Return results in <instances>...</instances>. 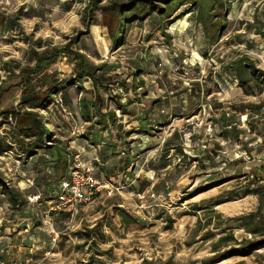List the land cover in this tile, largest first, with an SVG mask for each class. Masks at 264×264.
<instances>
[{"label": "rangeland", "instance_id": "rangeland-1", "mask_svg": "<svg viewBox=\"0 0 264 264\" xmlns=\"http://www.w3.org/2000/svg\"><path fill=\"white\" fill-rule=\"evenodd\" d=\"M66 1L70 0H0L2 19L18 22L11 32L0 28V262L5 255L4 264H264V246L247 256L233 252L264 242V39L247 25L258 16L264 18V0H228V23L217 44L205 40L195 14L176 21L155 13L124 23L117 45L115 25H98L100 14L97 25L88 26L86 7L91 0H74L70 9ZM112 1L129 0H104L101 5ZM79 35L71 49L83 53L93 68L103 69L97 75H102L107 89L101 90L98 110H109L110 97L117 93L125 97L119 83L130 77L135 61H140L153 90L192 89L202 83L205 91L214 92L201 109L188 106L177 111L170 125L156 132L161 138L157 151L174 129L185 134L189 151L193 144H186V136L193 135L196 123H208L198 126L210 129L208 136L193 140L212 152L204 157L207 167L166 151L171 166L155 187L153 173H115L103 150L98 164L88 143L94 127L82 119L77 104L76 85L89 84L76 78L79 60L74 55L61 53L48 71L61 87L51 103L29 100L30 87L21 84L19 74L35 67L34 53L64 49ZM243 55L253 70L231 74V62ZM32 78L36 88H46L44 71ZM83 97L89 98L86 92ZM27 110L36 119L27 124L30 131L22 130L20 123ZM117 115L127 131L138 127L136 119ZM210 119L227 125L230 134L225 140L221 135L218 139ZM133 139L118 143L119 154L137 150ZM58 148L68 158L67 173L44 163ZM30 150L36 154L30 157ZM79 163L94 168L99 190L91 202L73 211L59 210L56 202L46 199V180L58 191L63 172L69 177ZM41 192L42 200L34 197ZM31 215L47 229L36 230L44 233L45 245L31 230L25 231L27 224L33 225ZM25 243L36 247L25 253ZM227 253L234 254L221 260Z\"/></svg>", "mask_w": 264, "mask_h": 264}, {"label": "crops", "instance_id": "crops-1", "mask_svg": "<svg viewBox=\"0 0 264 264\" xmlns=\"http://www.w3.org/2000/svg\"><path fill=\"white\" fill-rule=\"evenodd\" d=\"M135 62L141 64L140 61H135ZM230 73L234 74V72H230ZM145 74L146 72H144V74L141 76L134 75V71H133L130 77L127 79V81L130 87L132 86L133 83H135L138 85V88H130L128 91L124 89V92L126 93L125 97L119 93L115 94L114 97L113 96L110 97L111 100H110L109 110H115L116 114L117 112H121L118 108H116V101L121 100L123 104H125L128 101V99L133 101L132 104L127 107V109L129 112L135 113V115L131 116L130 114H128V116H130L132 120H135V119L137 120L136 122L138 123V127H134L132 130L127 131L125 129V127L121 123L122 121L118 119V115L116 117V120L113 121V123L109 122V119L107 118L108 127L100 131V133H102L103 135L102 141L100 144H94L97 142V137H98L97 132H99V127H100L99 125H97V123L102 117V115L103 114L105 115L108 110L105 111L104 110L105 108H102L101 110L97 109L96 105L99 99L97 98V95L94 93V85L90 79L85 78L82 81L83 82L82 84L88 83L89 87H84L85 90L80 92V97L77 100V104H78L79 113L82 119L85 120L82 116V114H84L87 117L85 121L90 123L92 127H94V129L92 130L91 137H90L91 139L93 138V141L89 139L88 143L90 145L89 146L90 150H92L93 151L92 153L95 155L94 159L98 162V164H100L101 162L99 151L103 150L105 153L108 154V157H109L108 162H110L111 165L113 166L112 168L115 173L118 174L120 172H124V173L130 172L132 173V176L135 175V173H139V172L140 173L143 172L146 174L153 173L154 180H155V176L157 177L158 180H160L158 181L156 179L154 186L159 187L160 183H157V182H163L161 181L162 179H160L162 177L161 173L166 172L171 166L170 162L166 160V151L168 149L169 143H170L169 144L170 147L175 146V147L183 148L184 152L186 153V157H184L182 154H178L175 151V149H171V150H174L176 155H181L182 159L192 161V163H201L202 167H207L206 164L209 163V161L206 162L204 160V157L205 159L210 157L208 154H212V152L202 150L199 144L195 146L193 143L194 139H198L196 141H199L200 137H203L204 135L208 136V132H209L208 130L210 129L198 127L199 124H202V123H196L195 125L197 126V128L194 131L193 135H191L189 138H187L186 136V144H188L187 141H190V143L193 144L191 147L192 149H190L189 151L186 150L184 146L185 134H183V132L180 129H174L173 134L171 133L168 139H164L163 141L165 142L163 146L164 148L157 151L158 148L161 146L160 145L161 138L157 135L156 132H160L161 129L170 125L172 116L176 115L177 111L187 110L188 106L193 111H198L199 109H201V106L203 105V103H205L207 98L213 95L214 92L205 91V87L203 86L202 83L201 85L194 84L192 89L180 90L179 88H176V89H167V88L157 89L156 88L153 90L150 88V80H148L145 77L146 76ZM122 90L123 88H120V92H122ZM139 90H143V91L139 92ZM84 92H86V95H88L89 98L83 97ZM80 100H86L87 102L86 107L83 108L82 110L79 107ZM168 105H169V108H167ZM169 112L171 113L170 116H168ZM123 115L126 117V114H123ZM209 121L215 123V125L213 126L217 127L215 132H218L217 133L218 139L221 138V136L224 139L226 133L228 135L230 134L229 133L230 131L227 130V125H225L224 122L216 121L214 119H210ZM209 121L207 120V122ZM187 122H190V121L187 120ZM203 125L206 126L208 125V123L202 124L200 126H203ZM114 128H117L118 130L116 133L114 131ZM140 130L145 131V132L138 133V131ZM106 134L109 137L108 140L106 139L107 138ZM137 137L140 139H137ZM131 138H136V139H133V141L131 142V145L134 144L136 141L138 143V147H136L138 151L135 150L136 151L135 152V151L130 150L128 151V153L122 152L119 154L118 143L119 142H129L127 141V139H131ZM105 144L107 146H104ZM59 154L60 156H58V154L55 153L53 159L49 158L44 163L48 168L55 169V170L57 169L63 170L65 173H67V170L69 169V164L67 161L68 158L64 154V151L60 152ZM56 157L61 159L59 160L58 168H55L53 166L55 163H52V161H55L57 159ZM212 167H216V165L214 164V166L212 165ZM203 170L204 172H208L207 171L208 169L206 168ZM64 172H63L61 180L67 178L66 177L67 175ZM104 175H106V173H104ZM136 182L137 181H135L134 183ZM136 186L137 185L132 186L131 189L134 191ZM40 196H42V192L35 195L34 197L38 198V200H42L40 199ZM49 202L53 203V201H49ZM29 217L32 219L33 225L29 226L27 224L28 229L25 228V231L29 232L31 230L30 232L36 235L34 236V238L35 239L37 238L38 241L42 242L45 245L46 237L44 233L40 231L36 232V230H45L46 228L43 229L42 225L37 223L38 221H40L38 217L34 218L33 215ZM95 225L93 227H95ZM28 244L29 243L27 244L25 243L22 245L24 247L25 253L27 252V248L31 247ZM34 246L35 245L31 247L30 251L33 250ZM0 264H4V263L0 262ZM143 264H147V263H143Z\"/></svg>", "mask_w": 264, "mask_h": 264}, {"label": "trees", "instance_id": "trees-1", "mask_svg": "<svg viewBox=\"0 0 264 264\" xmlns=\"http://www.w3.org/2000/svg\"><path fill=\"white\" fill-rule=\"evenodd\" d=\"M104 0H91L89 5H87L86 10L88 13V26L92 27L95 25V20L97 15L100 14L102 16V23L98 25L104 24L108 28H111L112 25H115L114 31L112 32L115 35L114 42L115 44H119L121 40V32L124 27V23L134 22L136 20H146L147 18L151 17L153 14L157 13L159 15H167L169 19L176 21L183 19L185 16L190 14L196 15V23L197 25L203 30L205 40L210 44H217L223 37V31L228 23L227 13L231 10V5L228 0H129L127 2H117L112 1L108 5H101ZM70 2H74V0L66 1L64 4L67 5L66 9L71 8ZM163 5V6H162ZM188 6L187 9L181 12L179 17H176V14L181 10V8ZM125 18V19H124ZM126 20V21H125ZM172 22V21H171ZM170 22V23H171ZM175 22H172L173 24ZM18 25L17 19L10 17L6 19H2L0 15V28L5 32H11L14 30V27ZM97 25V24H96ZM248 29L253 30L256 35L260 36L264 39V18H260L259 16L255 18L253 23H248ZM164 33H166V28L164 27ZM82 35L76 36L69 41L64 49H57L53 48L49 53H34L36 56V65L34 68H24L21 70L19 74L21 78V84L28 85L30 87L29 100L34 102H39L41 105H49L52 101V96L58 92H60V86L53 83L51 80L52 75L48 72L51 67L58 61V58L61 53H66L71 56L74 55L75 58H78L79 62L76 64L75 68V76L78 78L79 81H83L85 78L90 79L94 85V93L97 95V98L100 101L101 98V90L107 89L106 86H103V79L102 75H97L98 72H103L102 68H93L92 65L87 60L86 56L77 51H73L71 48L73 45L77 44L80 40ZM248 60L246 55H243L241 58H238L231 62L230 67L232 72L235 75H241L242 72L245 70H253V65L247 64L245 61ZM77 61V60H76ZM134 75H143L145 70L139 63H134ZM103 67V66H102ZM45 72L47 76L46 80V88H36L33 83V74H40ZM121 88L128 91L130 88H138V85L133 83L132 86L127 83V81H123L121 83ZM79 91H84L85 88L83 85L78 87ZM121 98V97H119ZM133 101L128 99V101L123 104L121 100L116 101V108H118L122 114H130L131 116L135 115L133 112H129L127 107L132 104ZM86 100L79 101V107L82 110L86 107ZM2 115V114H1ZM23 119H21L20 123H22V130L30 131L27 127V124L36 122L35 115L32 111H25L23 113ZM83 118L86 120L87 117L82 114ZM117 114L115 110H108L107 113L102 115L100 120L98 121L97 125H99V132H97V142L94 144H100L103 138L102 133L100 131L106 129L108 127L107 118L109 122L116 120ZM42 128V127H41ZM145 131H138V133H144ZM148 134V133H146ZM94 135V134H93ZM101 138V139H100ZM93 141V138L91 139ZM170 144V143H169ZM168 144L167 151L171 149H175L178 154H182L186 157V153L184 152L183 148L181 147H170ZM64 151L63 149L59 148L56 149V154L60 156V152ZM35 151L30 150L28 151V155L31 157L33 156ZM57 158V157H56ZM58 159V161H57ZM52 163H55L53 166L58 168L60 158H57ZM39 173V170H38ZM106 176V175H105ZM46 180V178H44ZM64 179H59V187L58 191L53 189L51 183L46 180V184L44 187V194L46 195V199L48 201L55 202L57 199V194L61 188V182ZM208 190V189H207ZM206 191V190H204ZM202 191V192H204ZM201 193V192H199ZM196 193L195 195L199 194ZM194 195V196H195ZM43 196V193H42ZM40 196V199H42ZM193 196V197H194ZM10 200H14L13 197H9ZM99 228V227H98ZM96 227L92 232L98 230ZM264 246L263 243H256L251 244L249 247H245L243 249H238L233 252H238L237 254H241L247 256L250 254L252 250L258 249ZM227 253L225 257L221 260L232 256L234 253ZM1 260L4 262L7 260L6 256H2ZM220 260V261H221ZM5 263V262H4Z\"/></svg>", "mask_w": 264, "mask_h": 264}, {"label": "built area", "instance_id": "built-area-1", "mask_svg": "<svg viewBox=\"0 0 264 264\" xmlns=\"http://www.w3.org/2000/svg\"><path fill=\"white\" fill-rule=\"evenodd\" d=\"M99 185L94 168L88 163H79L71 170L69 177L61 182L55 208L73 211L80 205L91 202L99 190Z\"/></svg>", "mask_w": 264, "mask_h": 264}]
</instances>
